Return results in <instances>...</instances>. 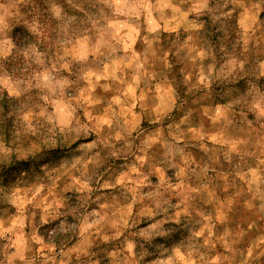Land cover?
<instances>
[{
  "label": "rangeland",
  "instance_id": "rangeland-1",
  "mask_svg": "<svg viewBox=\"0 0 264 264\" xmlns=\"http://www.w3.org/2000/svg\"><path fill=\"white\" fill-rule=\"evenodd\" d=\"M0 264H264V0H0Z\"/></svg>",
  "mask_w": 264,
  "mask_h": 264
}]
</instances>
